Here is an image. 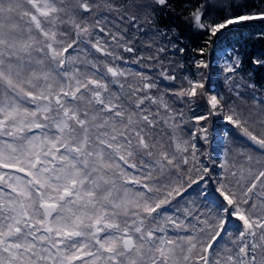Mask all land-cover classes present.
I'll list each match as a JSON object with an SVG mask.
<instances>
[{"label":"snow or ice","instance_id":"1","mask_svg":"<svg viewBox=\"0 0 264 264\" xmlns=\"http://www.w3.org/2000/svg\"><path fill=\"white\" fill-rule=\"evenodd\" d=\"M0 264H264V0H0Z\"/></svg>","mask_w":264,"mask_h":264},{"label":"trees","instance_id":"2","mask_svg":"<svg viewBox=\"0 0 264 264\" xmlns=\"http://www.w3.org/2000/svg\"><path fill=\"white\" fill-rule=\"evenodd\" d=\"M211 58H212V59H215V56L213 55Z\"/></svg>","mask_w":264,"mask_h":264}]
</instances>
